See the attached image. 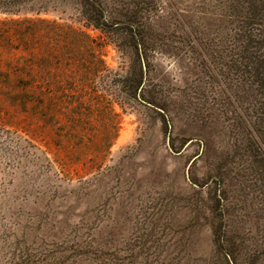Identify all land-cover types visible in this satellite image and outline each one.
<instances>
[{
  "label": "rangeland",
  "instance_id": "rangeland-1",
  "mask_svg": "<svg viewBox=\"0 0 264 264\" xmlns=\"http://www.w3.org/2000/svg\"><path fill=\"white\" fill-rule=\"evenodd\" d=\"M40 3L105 68L55 70L35 107L0 90V264H264V169L224 157L230 0H104L105 30Z\"/></svg>",
  "mask_w": 264,
  "mask_h": 264
},
{
  "label": "trees",
  "instance_id": "trees-1",
  "mask_svg": "<svg viewBox=\"0 0 264 264\" xmlns=\"http://www.w3.org/2000/svg\"><path fill=\"white\" fill-rule=\"evenodd\" d=\"M77 1L91 26L105 30L103 27L116 24V20L109 22L104 0ZM40 4V0H0V15L6 16L0 18V90L9 101L29 107L42 103L46 87L52 92L50 77L55 70L63 69L65 74L72 75L78 70L105 68L89 34L39 17L45 6L36 13L38 17H28ZM223 12L231 24L230 35L236 44L226 52L224 58L230 61L223 64L221 73V115L228 120L229 135L224 157L229 160L230 156L235 157L233 164L238 168L256 165L264 169V0H230ZM137 22L135 17L128 18L129 24ZM130 30L139 31V28L132 26ZM140 44L134 43L140 67L133 84L134 92L140 89L144 79ZM68 45L88 51L87 58L73 60ZM62 94L69 96L66 88ZM257 155L260 159H254Z\"/></svg>",
  "mask_w": 264,
  "mask_h": 264
}]
</instances>
